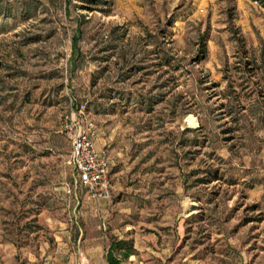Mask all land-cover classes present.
<instances>
[{
	"label": "rangeland",
	"instance_id": "obj_1",
	"mask_svg": "<svg viewBox=\"0 0 264 264\" xmlns=\"http://www.w3.org/2000/svg\"><path fill=\"white\" fill-rule=\"evenodd\" d=\"M263 60L254 0H0V264H109L114 239L121 264H264ZM83 104L108 198L67 163Z\"/></svg>",
	"mask_w": 264,
	"mask_h": 264
},
{
	"label": "built area",
	"instance_id": "obj_2",
	"mask_svg": "<svg viewBox=\"0 0 264 264\" xmlns=\"http://www.w3.org/2000/svg\"><path fill=\"white\" fill-rule=\"evenodd\" d=\"M62 129L72 142L67 163L74 167L81 184L88 187L97 199L110 197L111 161L109 155L97 147L98 129L84 104L77 113L72 112L63 117ZM81 264L89 263L84 259Z\"/></svg>",
	"mask_w": 264,
	"mask_h": 264
},
{
	"label": "trees",
	"instance_id": "obj_3",
	"mask_svg": "<svg viewBox=\"0 0 264 264\" xmlns=\"http://www.w3.org/2000/svg\"><path fill=\"white\" fill-rule=\"evenodd\" d=\"M72 0H69V2H71ZM82 2H85V3H96L97 0H80ZM258 3H260L261 5L264 6V0H254ZM175 20H173V23H174ZM82 32V28L80 26V23H79V26H78V34L74 36V39H73V59L76 58V55L79 54V48H78V42H79V38H80V34ZM240 39V42L241 44L244 45V39L242 38H239ZM201 40H202V44H203V50H202V53H203V56H206L207 54V46H206V41H207V34H204L202 35L201 37ZM242 45V46H243ZM116 47V46H114ZM109 57V56H107ZM167 57V56H165ZM163 57V61H165L166 63H169L170 62V59L169 58H165ZM108 59V58H106ZM165 59V60H164ZM263 67H264V60H263ZM136 69H141V67L137 66ZM262 91L261 95H264V90H260ZM117 93V97H120L121 99H125V94L122 93V92H116ZM114 97V96H113ZM126 99H129L126 98ZM97 100H93L92 103H96ZM159 102V100H147V101H140V103L142 105H147L148 103V109H152L153 105L155 103ZM262 120H264V112L262 113ZM240 120V119H239ZM212 173V175L214 176L212 178V180H215V179H219L220 177V172L218 170H215V171H210ZM204 179L206 178H201L200 180L202 182H208V181H211V180H208V181H204ZM135 253V248H134V245L132 243L131 240H127V239H114L109 247H108V250H107V254H106V257H107V261L109 264H121L122 261L126 258H128L130 255L134 254Z\"/></svg>",
	"mask_w": 264,
	"mask_h": 264
},
{
	"label": "crops",
	"instance_id": "obj_4",
	"mask_svg": "<svg viewBox=\"0 0 264 264\" xmlns=\"http://www.w3.org/2000/svg\"><path fill=\"white\" fill-rule=\"evenodd\" d=\"M96 144H97V142H96ZM97 147H98V146H97ZM98 149H99V148H98ZM54 264H56V263H54ZM58 264H76V261H75L74 258H72L71 261H70L69 263H66L65 261H60V262H58Z\"/></svg>",
	"mask_w": 264,
	"mask_h": 264
}]
</instances>
